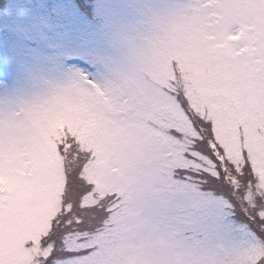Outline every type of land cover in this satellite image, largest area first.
Instances as JSON below:
<instances>
[{"label": "snow or ice", "instance_id": "snow-or-ice-1", "mask_svg": "<svg viewBox=\"0 0 264 264\" xmlns=\"http://www.w3.org/2000/svg\"><path fill=\"white\" fill-rule=\"evenodd\" d=\"M164 20L154 74L0 106V264H264V0Z\"/></svg>", "mask_w": 264, "mask_h": 264}, {"label": "rangeland", "instance_id": "rangeland-1", "mask_svg": "<svg viewBox=\"0 0 264 264\" xmlns=\"http://www.w3.org/2000/svg\"><path fill=\"white\" fill-rule=\"evenodd\" d=\"M6 0L0 13V106L31 98L55 80L68 95L82 85L71 72L95 74L123 58L156 72L173 44L164 12L176 0ZM200 235L193 243L209 241Z\"/></svg>", "mask_w": 264, "mask_h": 264}, {"label": "trees", "instance_id": "trees-1", "mask_svg": "<svg viewBox=\"0 0 264 264\" xmlns=\"http://www.w3.org/2000/svg\"><path fill=\"white\" fill-rule=\"evenodd\" d=\"M73 1L82 13L89 14L88 7H86L83 4V2H82L83 0H73ZM5 5H6V0H0V13H3Z\"/></svg>", "mask_w": 264, "mask_h": 264}]
</instances>
